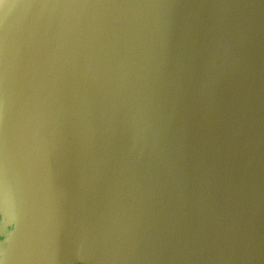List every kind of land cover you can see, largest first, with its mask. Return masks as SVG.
<instances>
[{
    "label": "water",
    "instance_id": "obj_1",
    "mask_svg": "<svg viewBox=\"0 0 264 264\" xmlns=\"http://www.w3.org/2000/svg\"><path fill=\"white\" fill-rule=\"evenodd\" d=\"M3 264H264V0H0Z\"/></svg>",
    "mask_w": 264,
    "mask_h": 264
},
{
    "label": "snow or ice",
    "instance_id": "obj_2",
    "mask_svg": "<svg viewBox=\"0 0 264 264\" xmlns=\"http://www.w3.org/2000/svg\"><path fill=\"white\" fill-rule=\"evenodd\" d=\"M0 264H3V261H0Z\"/></svg>",
    "mask_w": 264,
    "mask_h": 264
},
{
    "label": "flooded vegetation",
    "instance_id": "obj_3",
    "mask_svg": "<svg viewBox=\"0 0 264 264\" xmlns=\"http://www.w3.org/2000/svg\"><path fill=\"white\" fill-rule=\"evenodd\" d=\"M2 239V237L0 236V240Z\"/></svg>",
    "mask_w": 264,
    "mask_h": 264
}]
</instances>
